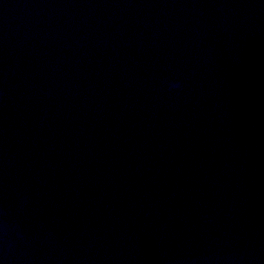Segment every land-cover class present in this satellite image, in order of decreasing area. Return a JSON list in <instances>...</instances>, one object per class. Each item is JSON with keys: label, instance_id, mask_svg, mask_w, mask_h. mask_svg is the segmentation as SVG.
Wrapping results in <instances>:
<instances>
[{"label": "water", "instance_id": "obj_1", "mask_svg": "<svg viewBox=\"0 0 264 264\" xmlns=\"http://www.w3.org/2000/svg\"><path fill=\"white\" fill-rule=\"evenodd\" d=\"M0 209V264H264V0H0Z\"/></svg>", "mask_w": 264, "mask_h": 264}, {"label": "clouds", "instance_id": "obj_2", "mask_svg": "<svg viewBox=\"0 0 264 264\" xmlns=\"http://www.w3.org/2000/svg\"><path fill=\"white\" fill-rule=\"evenodd\" d=\"M180 87L181 85L179 83L170 84L169 91L175 92L179 90ZM18 198L20 199L22 204L26 202L25 197L22 194ZM6 215V210L0 209V217ZM12 236H15L14 240L10 238ZM23 240H25V236L23 232L18 228V226L8 223L0 224V245H2L6 251H11L17 241Z\"/></svg>", "mask_w": 264, "mask_h": 264}]
</instances>
